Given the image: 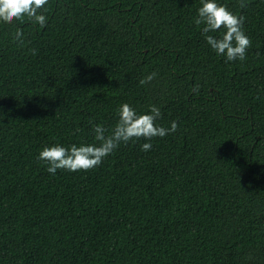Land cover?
<instances>
[{
  "label": "trees",
  "instance_id": "trees-1",
  "mask_svg": "<svg viewBox=\"0 0 264 264\" xmlns=\"http://www.w3.org/2000/svg\"><path fill=\"white\" fill-rule=\"evenodd\" d=\"M217 2L245 18L243 62L207 44L201 0H49L43 28L0 23V264H264V0ZM123 103L179 127L88 171L37 159L97 143Z\"/></svg>",
  "mask_w": 264,
  "mask_h": 264
},
{
  "label": "clouds",
  "instance_id": "clouds-1",
  "mask_svg": "<svg viewBox=\"0 0 264 264\" xmlns=\"http://www.w3.org/2000/svg\"><path fill=\"white\" fill-rule=\"evenodd\" d=\"M202 6L197 10L195 24L203 25L202 34L212 50L226 61L239 60L243 62L247 57V50L251 47V40L243 30L245 18L238 16L220 4L217 0H201ZM241 9L246 8L247 0H238ZM49 0H0V23L12 24V22L25 21L46 26V5ZM43 10V11H42ZM224 31L219 36L209 33ZM24 33L17 29L13 34V40L23 44ZM35 54L34 50H31ZM156 73H151L141 79L139 83L144 85L151 82ZM193 92L199 91V86H194ZM118 120L115 126L109 130L102 124H93L94 140L97 143L72 144L64 147L60 144L45 146L38 154L37 159L47 165L46 170L55 175L57 170L88 171L102 163L103 159L112 154L122 143L144 139L141 145L142 151L151 150L150 141L153 138L175 133L179 127L176 121H172L170 127L158 125L157 121L162 113L155 104L149 105V111L138 113L127 103H123L118 109ZM91 123V122H90Z\"/></svg>",
  "mask_w": 264,
  "mask_h": 264
}]
</instances>
